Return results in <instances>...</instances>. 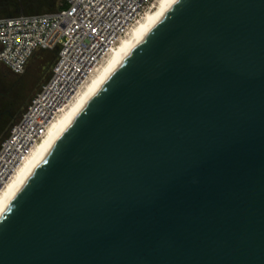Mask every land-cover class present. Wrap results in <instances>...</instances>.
<instances>
[{"label":"water","instance_id":"obj_1","mask_svg":"<svg viewBox=\"0 0 264 264\" xmlns=\"http://www.w3.org/2000/svg\"><path fill=\"white\" fill-rule=\"evenodd\" d=\"M0 264H264V0H175L9 201Z\"/></svg>","mask_w":264,"mask_h":264},{"label":"built area","instance_id":"obj_2","mask_svg":"<svg viewBox=\"0 0 264 264\" xmlns=\"http://www.w3.org/2000/svg\"><path fill=\"white\" fill-rule=\"evenodd\" d=\"M157 0H66L55 12L0 17V63L25 72L36 51L58 49L51 79L0 144V191L49 125Z\"/></svg>","mask_w":264,"mask_h":264},{"label":"bare ground","instance_id":"obj_3","mask_svg":"<svg viewBox=\"0 0 264 264\" xmlns=\"http://www.w3.org/2000/svg\"><path fill=\"white\" fill-rule=\"evenodd\" d=\"M175 0H157L138 22L131 28L126 37L109 53L103 63L76 94L67 107L53 120L46 133L32 148L28 156L19 165L9 181L0 191V217L9 201L25 182L37 164L45 156L52 145L67 129L71 121L99 90L107 75L121 62L136 42L159 19Z\"/></svg>","mask_w":264,"mask_h":264},{"label":"rangeland","instance_id":"obj_4","mask_svg":"<svg viewBox=\"0 0 264 264\" xmlns=\"http://www.w3.org/2000/svg\"><path fill=\"white\" fill-rule=\"evenodd\" d=\"M64 0H0V17L60 10ZM48 51V50H47ZM54 60L49 52L37 53L25 72L15 74L0 63V144L23 117L31 100L51 79Z\"/></svg>","mask_w":264,"mask_h":264},{"label":"trees","instance_id":"obj_5","mask_svg":"<svg viewBox=\"0 0 264 264\" xmlns=\"http://www.w3.org/2000/svg\"><path fill=\"white\" fill-rule=\"evenodd\" d=\"M65 7H66V0H64V2L61 4L60 9H63V8H65ZM39 51H40V52H49V53L51 54V56H53V60H54V64H55V62H56V60H57V56H58V49H52V50H49V49H48V51H47L46 49L38 50V51L35 52V54L33 55V57H34L37 53H39ZM33 57H32V58H33ZM32 58H31V59H32Z\"/></svg>","mask_w":264,"mask_h":264},{"label":"flooded vegetation","instance_id":"obj_6","mask_svg":"<svg viewBox=\"0 0 264 264\" xmlns=\"http://www.w3.org/2000/svg\"><path fill=\"white\" fill-rule=\"evenodd\" d=\"M9 16H13V15H9Z\"/></svg>","mask_w":264,"mask_h":264}]
</instances>
